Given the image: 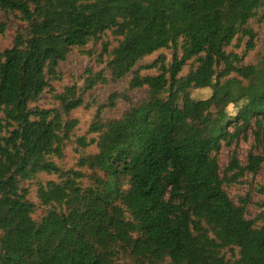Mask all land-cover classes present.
I'll use <instances>...</instances> for the list:
<instances>
[{
    "label": "trees",
    "instance_id": "16d2710c",
    "mask_svg": "<svg viewBox=\"0 0 264 264\" xmlns=\"http://www.w3.org/2000/svg\"><path fill=\"white\" fill-rule=\"evenodd\" d=\"M0 11V35L23 24L0 48V264H264V199L250 217L227 191L264 164V0ZM73 53L82 87L60 69ZM100 84L106 101L73 116ZM246 127L263 155L233 150L221 175Z\"/></svg>",
    "mask_w": 264,
    "mask_h": 264
},
{
    "label": "rangeland",
    "instance_id": "374dc122",
    "mask_svg": "<svg viewBox=\"0 0 264 264\" xmlns=\"http://www.w3.org/2000/svg\"><path fill=\"white\" fill-rule=\"evenodd\" d=\"M5 20V15L0 11V21ZM22 22L17 18L10 16L8 18V25L4 35H0V48L9 46L14 38V34L17 26L22 27ZM88 65V60L85 57L79 56L75 53L71 54L69 59L65 61L60 69L63 72V76L66 82L71 83L75 81L78 86H83V78L81 76L82 70ZM111 87L100 84L93 89L88 90L84 94V104L82 107L71 112L73 116H79L82 119L88 118L97 107L98 102L106 101L109 96ZM47 101L51 100V96L45 95ZM184 103L187 101V97H183ZM122 108L125 106L123 101L118 102ZM110 111V110H107ZM229 130L232 131L234 128L229 126ZM246 135V139L243 137ZM236 152V156L239 161L243 164L247 163L249 156H262L263 149L260 146H256L254 143V132L250 127H246V132L240 133L239 141H233L231 146L222 145L218 154L220 163V174L223 175V167L226 165L231 151ZM227 191L231 194L232 200L236 204H240L238 198L247 199L248 215L254 216L259 209V202L264 199V164L261 165L257 174L252 173L246 174L243 179V184H235L227 187Z\"/></svg>",
    "mask_w": 264,
    "mask_h": 264
}]
</instances>
